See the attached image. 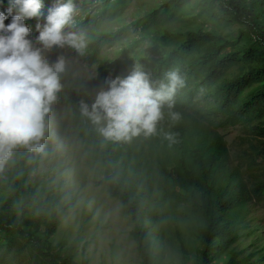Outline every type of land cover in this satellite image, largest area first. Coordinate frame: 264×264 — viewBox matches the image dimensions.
Returning a JSON list of instances; mask_svg holds the SVG:
<instances>
[{"label":"trees","instance_id":"obj_1","mask_svg":"<svg viewBox=\"0 0 264 264\" xmlns=\"http://www.w3.org/2000/svg\"><path fill=\"white\" fill-rule=\"evenodd\" d=\"M51 1L43 0L40 17L25 20L28 27L37 28L38 22L44 24ZM132 1L74 0L78 9L75 19L88 33L87 50L97 53L107 36L114 43L122 42L127 26L120 24L115 30L114 27ZM189 1L162 0L158 8H145L144 14L139 11L133 19L134 25L143 23L145 28L143 32L138 28L140 38L151 31L150 40L161 47L155 58L146 57L142 64L150 78H159L173 67L180 68L185 75V87L174 97V109L181 118L171 125L167 119L162 123L166 130L178 134L177 142L169 146L157 135L150 139L138 137L129 143L102 144L94 133H78L86 160L103 172L101 181L109 194L123 200L134 219L142 212L149 215L148 222H136L138 249L144 264H153L155 260L165 232V215L172 204H183L186 213L207 218L201 253L203 264H209L213 253L225 250L257 220L253 205L264 200V177L250 187L242 169L232 160L224 135L218 131L225 125H241L264 142V0H215L223 12L246 23L252 33V42L242 46L238 38L212 30L174 28L176 13ZM90 3L97 8L85 9ZM17 10L11 0H0V12L6 16L4 23H10ZM209 10L202 5L200 12ZM129 49H119L122 51L118 56L125 55V59L118 57L102 69L100 85L71 71L65 77L60 95L75 126L78 121L73 116L74 105L79 100L91 104L96 92L106 86L107 78L125 76L137 61L145 59L129 56ZM258 145L255 149L264 159V146ZM258 164V160L250 161V166ZM5 180L0 189V202L4 201L0 207V232L19 237L52 264H74L76 241L64 245L50 240L60 213L45 210L46 200L42 201L37 191L26 184L21 171L8 172ZM143 203H148V208ZM31 207L46 218L25 225L20 213ZM226 264H256V260L234 255Z\"/></svg>","mask_w":264,"mask_h":264},{"label":"rangeland","instance_id":"obj_2","mask_svg":"<svg viewBox=\"0 0 264 264\" xmlns=\"http://www.w3.org/2000/svg\"><path fill=\"white\" fill-rule=\"evenodd\" d=\"M215 2L190 0L176 13L177 25L174 28L212 30L238 38L240 46L252 42V33L246 23L223 12ZM57 3L58 0L51 1L49 11ZM161 4L162 0H140L138 3L133 0L128 4L121 13V20L114 27L115 30L120 24L127 26L125 37L120 43L112 42L107 36L102 39L97 53L86 47L83 55H78L75 50L66 46H53L44 55L50 63L64 55L69 58L71 72L100 85L102 69L118 57H125L118 56L119 51H122L119 49L131 47L126 53L129 56L135 55V59L145 58L140 61L141 64L145 63L146 57H156L160 53L161 47L150 40L151 31L145 32V36L140 38L138 28L141 27L142 32L145 28L142 27L143 23L134 25L133 19L140 14L139 11L144 14L145 8H158ZM202 5L214 12L210 13L209 10L201 14ZM98 6H101L100 3ZM90 8L95 10L97 7H93L92 3L85 7L87 10ZM29 28V38L35 47H39L36 37L40 29ZM71 28L66 26L64 31H73ZM64 101L60 95L55 108L65 114L64 123L75 127ZM218 131L227 141L232 160L242 169L248 185L253 186L258 179L264 177V159L259 157L258 148L255 149L258 144L264 146V142L251 136L241 125H225ZM80 139L77 134L66 148L46 155L31 153L24 148L17 149L12 160L0 170V189L7 182L5 177L8 172L24 173L26 184L37 191L42 201L46 200L45 210L48 213H60L59 224L50 237L52 243L67 245L76 241L74 264H144L138 249L136 222H148L149 215L142 212L134 219L128 213L126 203L109 194L107 186L101 181L103 172L86 160ZM251 160H258L259 164L250 166ZM0 196H3V190H0ZM21 203L23 200L19 202ZM2 204L4 201L0 202V207ZM147 204L143 203V207L148 208ZM28 205L25 202V206ZM253 208L257 220L243 229L240 237L225 250L213 253L209 264H226L234 255L239 258L247 256L252 261L256 260V264H264V258H261L264 256V200L253 205ZM20 214L25 225L41 222L46 218V215L34 211V207L27 208ZM206 223V217L186 213L183 204H172L165 215V232L153 264H203L202 232ZM0 264L52 263L19 237L0 232Z\"/></svg>","mask_w":264,"mask_h":264},{"label":"clouds","instance_id":"obj_3","mask_svg":"<svg viewBox=\"0 0 264 264\" xmlns=\"http://www.w3.org/2000/svg\"><path fill=\"white\" fill-rule=\"evenodd\" d=\"M11 3L18 10L10 23H4L5 13L0 12V170L19 148L46 155L66 148L79 132L94 133L102 144L157 135L169 146L177 142L178 134L162 123L167 119L171 125L181 118L174 109V97L186 84L180 68L152 79L137 61L127 75L107 78L91 104L79 100L73 112L78 122L69 126L65 114L55 108L70 72L69 58L60 55L50 63L44 52L66 46L83 55L89 37L76 22V4L63 0L49 11L42 28L37 23L40 46L35 47L25 20L40 17L43 0ZM66 26L76 30L66 32Z\"/></svg>","mask_w":264,"mask_h":264}]
</instances>
